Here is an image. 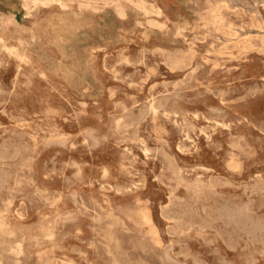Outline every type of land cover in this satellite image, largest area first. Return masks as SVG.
I'll use <instances>...</instances> for the list:
<instances>
[{"label": "rangeland", "instance_id": "1", "mask_svg": "<svg viewBox=\"0 0 264 264\" xmlns=\"http://www.w3.org/2000/svg\"><path fill=\"white\" fill-rule=\"evenodd\" d=\"M0 264H264V0H0Z\"/></svg>", "mask_w": 264, "mask_h": 264}, {"label": "bare ground", "instance_id": "2", "mask_svg": "<svg viewBox=\"0 0 264 264\" xmlns=\"http://www.w3.org/2000/svg\"><path fill=\"white\" fill-rule=\"evenodd\" d=\"M35 1V0H34ZM41 2V1H40ZM83 5V4H82ZM14 24V23H13ZM8 49V48H7ZM180 63V62H179ZM192 145V144H191ZM145 148V147H144ZM205 169V168H204ZM209 172V171H208ZM111 216V215H110ZM146 220H147V222L148 223H150V219L148 218V217H146ZM152 226V225H151ZM47 238H49V237H47ZM53 238V237H52ZM45 239V238H44ZM16 246V245H15Z\"/></svg>", "mask_w": 264, "mask_h": 264}]
</instances>
